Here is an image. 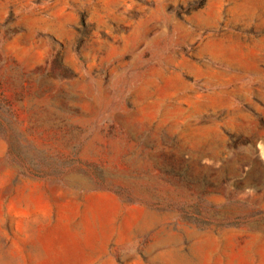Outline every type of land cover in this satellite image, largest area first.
I'll return each mask as SVG.
<instances>
[{
  "label": "rangeland",
  "instance_id": "obj_1",
  "mask_svg": "<svg viewBox=\"0 0 264 264\" xmlns=\"http://www.w3.org/2000/svg\"><path fill=\"white\" fill-rule=\"evenodd\" d=\"M0 264H264V0H0Z\"/></svg>",
  "mask_w": 264,
  "mask_h": 264
}]
</instances>
